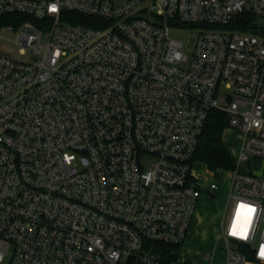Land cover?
I'll list each match as a JSON object with an SVG mask.
<instances>
[{
  "label": "built area",
  "instance_id": "2783aa9c",
  "mask_svg": "<svg viewBox=\"0 0 264 264\" xmlns=\"http://www.w3.org/2000/svg\"><path fill=\"white\" fill-rule=\"evenodd\" d=\"M260 20L264 0H0V264H218L184 246L221 171L222 264H264ZM215 110L232 169L195 159Z\"/></svg>",
  "mask_w": 264,
  "mask_h": 264
},
{
  "label": "rangeland",
  "instance_id": "374dc122",
  "mask_svg": "<svg viewBox=\"0 0 264 264\" xmlns=\"http://www.w3.org/2000/svg\"><path fill=\"white\" fill-rule=\"evenodd\" d=\"M115 1L117 3H123L126 0ZM260 23H264V20H260ZM197 33L198 31L181 29L172 30L170 35L182 40L185 44L186 52L191 53ZM225 137L231 150H239L241 139L236 130L226 129ZM196 168L200 175L206 174V170L203 166L197 165ZM228 178L229 174L225 171H221L219 175L216 176L219 189L214 197L208 196L205 190H203L192 221L190 235L184 246V254L186 258L197 261L201 259V256H203L208 250H214L216 247L218 249L217 262L218 264H222V254L218 247H223L224 244L222 241L217 242V238L227 206ZM9 259L10 257L7 256L4 264H9Z\"/></svg>",
  "mask_w": 264,
  "mask_h": 264
},
{
  "label": "trees",
  "instance_id": "16d2710c",
  "mask_svg": "<svg viewBox=\"0 0 264 264\" xmlns=\"http://www.w3.org/2000/svg\"><path fill=\"white\" fill-rule=\"evenodd\" d=\"M69 17L72 22L89 24L87 17L81 13L70 12ZM256 25L257 18L251 12L246 11L237 15L226 27L252 30ZM227 127L228 117L220 111H212L200 137L195 159L200 163L206 164L212 171L235 167V158L225 137ZM160 248L172 247L167 244H161Z\"/></svg>",
  "mask_w": 264,
  "mask_h": 264
},
{
  "label": "water",
  "instance_id": "95a60500",
  "mask_svg": "<svg viewBox=\"0 0 264 264\" xmlns=\"http://www.w3.org/2000/svg\"><path fill=\"white\" fill-rule=\"evenodd\" d=\"M258 174H260L261 173V171H259V172H257Z\"/></svg>",
  "mask_w": 264,
  "mask_h": 264
}]
</instances>
